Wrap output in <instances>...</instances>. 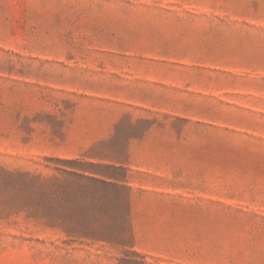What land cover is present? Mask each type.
Wrapping results in <instances>:
<instances>
[{
    "label": "rangeland",
    "instance_id": "rangeland-1",
    "mask_svg": "<svg viewBox=\"0 0 264 264\" xmlns=\"http://www.w3.org/2000/svg\"><path fill=\"white\" fill-rule=\"evenodd\" d=\"M0 264H264V0H0Z\"/></svg>",
    "mask_w": 264,
    "mask_h": 264
}]
</instances>
